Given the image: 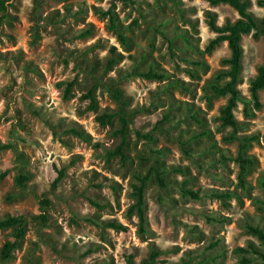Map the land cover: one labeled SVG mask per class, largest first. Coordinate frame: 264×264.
Wrapping results in <instances>:
<instances>
[{
  "label": "rangeland",
  "instance_id": "rangeland-1",
  "mask_svg": "<svg viewBox=\"0 0 264 264\" xmlns=\"http://www.w3.org/2000/svg\"><path fill=\"white\" fill-rule=\"evenodd\" d=\"M248 2L263 18L264 7ZM6 4L0 21V219L16 213L47 218H28L24 236L0 264H262L253 254L241 263L234 249L252 242L264 252L246 230L247 223L264 230V89L258 109L249 93L264 38L241 37V101L233 114L237 135H258L244 151L253 165L241 187L238 141L226 139L231 128L220 119L227 96L211 89L226 80L219 75L229 48L222 41L205 51L215 35L208 17L218 25L233 22L232 7L209 0ZM148 71L159 77H144ZM73 79L65 94L58 83ZM90 90L93 103L85 97ZM104 113L116 116L101 124L97 117ZM119 115L127 121L125 162L109 154L120 141ZM152 166L166 186L153 175L147 180L140 231L136 215L127 213L131 184ZM59 170L63 176L52 186ZM20 174L27 177L22 186L15 180ZM42 198L49 206L40 205ZM11 231L0 229V251Z\"/></svg>",
  "mask_w": 264,
  "mask_h": 264
},
{
  "label": "trees",
  "instance_id": "trees-1",
  "mask_svg": "<svg viewBox=\"0 0 264 264\" xmlns=\"http://www.w3.org/2000/svg\"><path fill=\"white\" fill-rule=\"evenodd\" d=\"M7 0H0V21L7 16ZM212 4L223 3L232 7L236 13L237 18L230 23H225L223 25L216 24L213 16L208 17V26L215 33L214 37L210 38L205 51H211L218 43L222 41L227 42L229 48V56L223 59V64L226 65L225 71H223L219 77H225L226 80L221 85H212L211 89L215 95L227 96L226 103L220 108V119L223 126H228L231 128V133L226 137L229 139H236L238 141L237 153L235 160L238 163V173L237 181L241 187L245 186V175L248 171V168L253 165V159L249 156H246L244 151L248 147L250 141L258 139V135L254 136H239L237 135L238 121L234 117L233 111L237 106V103L241 101L239 91L236 87L239 80V73L241 69L242 61V46H241V37L244 34L251 33L253 37H262L264 38V17L256 18L252 12L249 10L248 0H209ZM257 6L264 7V0H255ZM108 15V20L114 26L113 14L111 11L106 13ZM88 32V31H87ZM119 39L125 42V38L122 34H118ZM111 64V61H109ZM146 78L159 77L155 73L148 71L147 73L142 74ZM75 79L64 82L61 81L58 83L59 86H64L65 94H68L70 88L74 85ZM264 89V58L262 63L258 66L256 74L249 81V93L250 98L253 104L254 109H258L261 106L259 100L258 92L259 90ZM115 97L118 99L120 94L118 91H114ZM86 98H89L91 103L94 102L91 90L85 95ZM244 116H249V112L246 104L243 108ZM116 116L115 114H101L98 115L97 119L101 124L109 123ZM119 128L117 133L119 134V143L116 145L114 150L109 153L110 155L119 156L122 162L126 161V154L124 152V147L126 145V128L127 121L126 118L122 115L118 116ZM138 136H143L140 132H136ZM145 136V135H144ZM264 139V134L262 136ZM153 175L156 184L163 188L166 186V182L162 177V173L156 167H150L148 171L140 176L135 175V182L131 184L132 188V197L133 203L129 206L127 213L135 214L138 220V228L140 231H144V224L146 220L145 209H144V190L147 180L150 176ZM63 172L58 171V176L53 181L52 186H55L56 183L62 178ZM27 177L24 174L18 175L15 180L19 186H22L26 181ZM184 194H188L193 198H198V193L190 190H183ZM216 196H218L216 194ZM221 197V195H220ZM50 202L46 198L40 200V205L42 207L49 206ZM28 218L34 219L39 218L41 221H45L47 216L45 213L37 215V217H30L25 213H16L8 214L4 218L0 219V229L12 227L10 238L4 241L1 246L0 259L2 262L8 260L13 250L16 248L18 242L25 234V223ZM108 226L117 229L124 230V226L120 223L109 222ZM247 232L255 237L258 240V244L264 247V230L250 223L246 224ZM235 253L241 256V263H249V258L246 257L247 254H253L258 258L262 264H264V252L257 248L252 242H248L246 247H236L234 249ZM156 256L155 252L150 254V259L152 260Z\"/></svg>",
  "mask_w": 264,
  "mask_h": 264
}]
</instances>
